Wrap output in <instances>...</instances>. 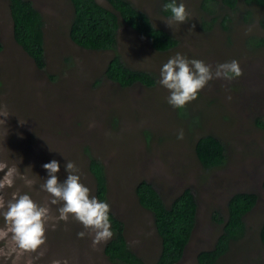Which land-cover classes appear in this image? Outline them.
<instances>
[{"label": "rangeland", "instance_id": "374dc122", "mask_svg": "<svg viewBox=\"0 0 264 264\" xmlns=\"http://www.w3.org/2000/svg\"><path fill=\"white\" fill-rule=\"evenodd\" d=\"M32 1L46 23L45 72L14 40L9 4L0 0V264H113L104 253L109 239L94 244V233L78 237L83 225L71 216L59 220L63 202L51 204V195L41 188L47 178L45 162L58 160L63 180V166L70 160L95 195L86 148L104 163L110 210L125 222L131 248L148 263L156 260L161 242L152 214L138 204L134 191L144 179L165 200L187 187L198 196V223L179 264H197L198 252L215 244L221 229L211 219L215 207L225 209L235 192L259 195L247 216L246 236L217 264H264L259 238L264 219V131L255 122L257 116H264V47L250 51L245 43L249 36L264 37V12L257 11L251 22L238 14L230 32L218 23L207 32L202 0H184L189 21L171 27L159 12L160 0H130L155 26L180 40L175 50L160 53L140 34L122 26L118 49L130 68L151 71L159 80L162 64L177 52L201 59L213 69L225 61L239 62L242 75L210 81L196 100L186 104L189 116L184 118L167 103L169 91L158 82L153 88L141 84L121 88L105 78L114 53L88 51L72 42L69 0ZM196 119L200 125L191 131ZM180 130L183 139L177 138ZM206 132L215 133L228 148L226 165L211 171L203 169L194 150L197 138ZM25 193L49 209L46 243L36 251L18 247L3 216L8 202Z\"/></svg>", "mask_w": 264, "mask_h": 264}, {"label": "trees", "instance_id": "16d2710c", "mask_svg": "<svg viewBox=\"0 0 264 264\" xmlns=\"http://www.w3.org/2000/svg\"><path fill=\"white\" fill-rule=\"evenodd\" d=\"M13 22V36L16 43L35 63L37 69L46 71L45 19L32 0H6ZM69 0L73 13L69 25V36L74 44L88 51H112L104 76L121 88L141 84L147 88L157 85L158 77L151 71L130 68L118 49L120 28L124 25L148 40L151 47L160 53H168L180 45L173 32L155 26L150 16L130 0ZM159 12L165 0H160ZM243 5V7H242ZM204 14L203 29L211 31L218 23L226 31L233 30L234 19L242 13V19L251 22L257 11L264 12V0H202ZM211 17V19L207 18ZM264 28V16L261 20ZM1 34V28H0ZM250 51L264 47V37L249 36L245 41ZM3 49L0 43V51ZM181 117H188L185 107L179 109ZM255 122L264 131V116H257ZM196 119L191 131L199 127ZM152 136H150V139ZM194 150L196 157L206 171L221 168L228 160L226 143L215 133L206 132L197 138ZM89 158L88 169L95 181V196L108 202L109 182L104 163L86 148ZM138 204L153 216L154 226L160 238V250L156 260L148 263L130 246L126 236V224L110 210L109 218L113 236L104 247V253L113 264H179L192 240L198 223L199 201L194 190L187 187L172 198L165 200L157 187L148 180L135 185ZM259 195L252 192H235L228 198L225 209L215 207L211 213L212 222L221 227L211 249H202L197 254V264H217L225 258L232 246L247 234V216L256 208ZM259 238L264 246V219L260 225Z\"/></svg>", "mask_w": 264, "mask_h": 264}, {"label": "clouds", "instance_id": "9594fccd", "mask_svg": "<svg viewBox=\"0 0 264 264\" xmlns=\"http://www.w3.org/2000/svg\"><path fill=\"white\" fill-rule=\"evenodd\" d=\"M163 10L169 13L165 22L170 27L172 23L182 25L189 21L190 13L184 0H165ZM241 75L242 70L236 60L218 63L213 69L201 59L189 58L177 52L162 64L157 82L169 91L167 103L181 109L196 100L199 92L213 79L231 80ZM183 135V130H180L177 138L183 139ZM42 167L46 170L47 178L41 188L51 195V204L63 202L58 209V219L67 221L71 216L80 222L84 231L78 232L77 236L84 238L94 233V244L110 239L113 236L110 204L90 194L89 187L81 182L75 163L66 160L63 166L66 177L63 180L59 177L61 164L58 160L45 162ZM3 216L11 224L13 239L19 248L36 251L46 243L49 209L37 204L28 194H21L9 201ZM53 264H60V261Z\"/></svg>", "mask_w": 264, "mask_h": 264}]
</instances>
